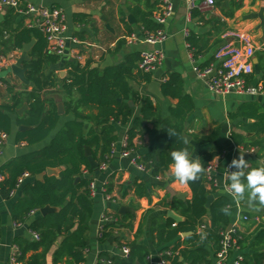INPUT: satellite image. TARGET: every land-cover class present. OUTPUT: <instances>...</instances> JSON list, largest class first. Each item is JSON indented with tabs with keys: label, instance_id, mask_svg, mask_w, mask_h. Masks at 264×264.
<instances>
[{
	"label": "trees",
	"instance_id": "16d2710c",
	"mask_svg": "<svg viewBox=\"0 0 264 264\" xmlns=\"http://www.w3.org/2000/svg\"><path fill=\"white\" fill-rule=\"evenodd\" d=\"M151 1L146 0L147 3ZM162 3L163 0L158 1L153 10L141 12L140 22L144 30L155 32L160 28L154 16ZM14 12L11 10L12 14L2 24L6 33L11 34L9 41L14 48L23 50L26 44L36 40L30 51L31 60L22 62L28 69L26 73L28 80L35 84L33 90L26 94L30 108L23 117H18L17 121L19 126L26 125L32 128L19 131L16 141L35 145L47 139L56 130L61 117L58 103L53 98H45L44 94L56 88L60 81L67 94L66 110L74 116L73 120L58 131L49 145L0 167V174L4 176L0 181V194L6 200L11 198V193L16 189L18 179L24 172L36 177L47 168H64L59 175H48L44 181L35 180L22 187L23 195L12 208V218L19 224L29 222L31 231L38 233L40 239L16 238L14 244L17 247V261L20 264H85L91 248L90 226L95 212L90 189L95 171L92 170L86 156V147H91L93 157L101 164L113 153V145L118 139L117 124L128 127L130 147H135L136 138L141 139L145 135L158 136L156 147L160 149L159 157L149 154L146 161L142 160L151 173L158 176L172 164L170 155L172 151L186 147L190 155L194 152L190 142L184 144L177 137L168 135V129H175L185 136V124L194 109V103L191 97L182 95L183 81L178 73L172 74L162 85L166 97L180 99L177 106L170 108L169 117H162L150 96L134 91L131 81L140 84L152 82V74L145 73L139 68L141 52L130 55L122 63L104 69L93 67V61L86 64L69 61L68 75L60 79L59 75L50 69L60 61V56L48 51L47 40L38 29H30L20 23L12 30L18 16ZM189 42L193 54L196 55L193 40L190 39ZM202 67L200 68L204 69L208 66ZM248 82L251 83L249 80ZM24 98L22 93H14L12 104L0 106V131L11 134L12 115L17 113ZM130 102L140 105V115L136 116L134 106H131ZM239 114L244 115L245 109H241ZM88 123L91 124L90 128L87 126ZM149 124H152L153 128H150ZM242 126L252 127L251 124L245 123H242ZM217 136L218 131L211 136L198 139V142L204 144ZM232 138L238 147L250 149L258 146V143H246V137L243 135L233 133ZM222 149H215L200 156L205 170L210 161L221 156ZM235 158H239V155ZM84 169L90 174L85 175ZM249 170L251 169L245 171ZM77 178H80V181L76 182ZM244 182L246 183V180ZM188 184L192 190L190 201L173 198L171 202L165 203L166 207L179 212L185 218L184 221L176 222L172 217H154L150 231L152 235L157 234L152 239L153 244L162 246L173 242V247H167L163 251L173 250L179 253L173 259L174 264H215L223 234L232 224L234 210L230 207L231 198L227 194H222L214 198L208 208V196L214 195L215 189L207 188L205 172L198 181ZM111 190L110 185L108 193ZM136 191L140 197L148 193L145 184L137 185ZM245 197H248L247 192ZM225 205L229 206L230 215L219 211ZM46 206L56 207L58 210L42 215L41 210ZM33 211H36L38 216L32 217ZM246 214L253 216L249 212ZM116 216L119 217L118 222L109 220L106 222L103 236L99 237L101 243L110 239L115 230L125 223L121 215ZM206 216L210 219L209 223L204 220ZM202 226L204 228L200 230ZM234 230L235 236L239 239V255L242 257L239 264H264V224L251 234H245L237 228ZM181 233L189 235L182 239ZM142 234L143 225L134 241L122 245L129 246V258H124L121 253L113 256L108 252H102L97 264H108L102 263V259L111 260L112 264H151L150 249L140 240ZM1 236L0 214V239ZM29 252L32 253L30 256ZM234 256V252L231 253L230 262L236 259Z\"/></svg>",
	"mask_w": 264,
	"mask_h": 264
},
{
	"label": "crops",
	"instance_id": "0c3cea01",
	"mask_svg": "<svg viewBox=\"0 0 264 264\" xmlns=\"http://www.w3.org/2000/svg\"><path fill=\"white\" fill-rule=\"evenodd\" d=\"M21 1L35 5L59 7L64 10L67 17L66 34L70 39L79 41L80 44L69 41L66 53L60 56V61L50 68L59 75L60 79L68 75L67 63L76 61L70 54L71 48L74 47L83 51L82 64L93 61L92 66L95 68H100L99 65L105 63L108 55L112 58V65L110 66H113L124 62L132 54H140L143 50L162 49L165 59L162 66L152 74V82L160 83V89L164 95L163 83H166L174 73L181 76L183 81L182 95L191 97L194 103V109L185 124V137L189 136L188 142L194 147V152L190 158L200 159L204 153L223 148L221 156H218L221 157V166L217 172L220 180H222L227 164L240 153L244 154L249 169L264 166V92L257 94L231 93L224 98L217 97L208 88L205 80L200 78L194 70L196 65L203 68L202 66L217 63L215 55L218 50L226 43L233 41L227 35L234 30L244 31L249 33L256 43V53L253 58L254 73L248 77V80L254 86L264 88V0H216L214 7L204 4L202 0H197L196 8L191 13L188 10V0H169L174 6V15L169 18L165 25L169 36L162 44L156 45L142 42L144 32L140 17L142 16L141 12L153 10L157 2L161 0H152L151 3H147L146 0ZM11 10L5 9L0 13V54L6 55L17 51L19 53L18 64L24 67L22 62L31 57L30 51L32 49L30 51L15 49L9 41L11 34L6 33L2 25L12 14ZM130 15L133 16L132 22L129 21ZM20 23L25 27V18L18 15L12 30L17 28ZM130 33L136 34L140 40L129 43L126 37L131 36ZM190 39L193 40L194 49L197 52L196 55L194 54L195 62L190 53L192 52ZM34 41L35 45L36 40L34 39ZM97 65L98 67H96ZM151 83L140 84L137 81H131V86L134 91L150 96L163 118L169 117L170 108L177 106L180 99L165 95L164 99L158 98L150 92ZM34 86L23 83L10 70L9 74L0 75V106L12 104L13 94L20 92L25 97L21 107L24 104L28 105L24 116L30 108L26 94L31 92ZM44 97L53 98L58 104H64L65 114L61 115L56 130L47 139L35 145H28L26 142L18 143L16 141L17 134L21 129L17 121L18 117L23 116L18 113L13 114V129L4 146L0 167L20 156L49 145L58 131L74 119V116L66 110L67 94L61 81L56 88L46 91ZM133 106L136 116L140 115V105L134 104ZM241 109H245L244 115L239 114ZM242 123L251 124L252 127H244ZM87 126L90 128L91 124L88 123ZM149 127L153 128V125L149 124ZM126 130V126L117 124L118 139L113 146L115 151L109 160L108 167L104 171L97 170L93 174L96 182V191L93 195L95 212L90 226L91 248L85 264H97L102 252H108L113 256L121 253L120 247L125 243L134 241L142 225L143 234L140 240L149 247L150 263L155 264L163 249L173 247L174 243L171 242L162 246L153 244L152 239L157 233L152 235L150 231L152 219L156 216L171 217L168 212L172 210L182 218L181 221L176 222H182L185 218L179 212L166 207L165 203L171 202L173 198L182 201L192 199V190L189 184H181L177 181L172 175L170 167L157 178L150 172L139 170L131 164L129 158L122 156V144ZM216 131H218V136L212 141L204 144L198 142V139L211 136ZM233 133L245 136L248 144L258 143V146L251 147L255 151L249 153L236 150V143L232 138ZM157 137L145 135L141 139L136 138L134 140L136 152L141 156V160L146 161V156L149 154L159 157L160 149L156 147ZM35 180L36 177L31 176L24 182L23 186ZM139 184H145L147 187L148 193L145 196L137 195L136 189ZM110 185L112 190L109 193L113 199L107 200L105 190L108 192ZM22 187L9 200L4 199L0 194V214L2 215L0 264H10L12 254L17 251L14 244L16 238L29 240L34 238L29 222L16 226L12 218V208L23 195ZM207 188L211 190L209 185ZM222 194H226L223 189H215L214 198ZM240 202L241 213L249 212L253 214L252 217L264 215L258 209V201L249 203L245 197ZM122 207H129L132 211L123 214L120 212ZM104 214L121 215L122 221L125 223L115 230V234L110 239L101 243L98 227ZM239 214L234 210L232 223H235L238 217L240 218ZM34 216H38V213L32 215V217ZM204 220L206 223L210 222L207 216ZM256 228L257 226L253 222H240L238 225V229L245 234L253 233ZM184 234L186 233H181L180 238L183 239L188 235ZM155 242H157L156 238ZM31 254L29 252L28 256ZM234 254L238 256L239 252H234ZM49 256L51 261L52 253Z\"/></svg>",
	"mask_w": 264,
	"mask_h": 264
},
{
	"label": "built area",
	"instance_id": "2783aa9c",
	"mask_svg": "<svg viewBox=\"0 0 264 264\" xmlns=\"http://www.w3.org/2000/svg\"><path fill=\"white\" fill-rule=\"evenodd\" d=\"M197 0H188V10L191 13L196 8ZM204 4L209 6H215L216 0H202ZM5 9H12L19 16L25 18V27L30 29H38L42 32L48 43V51L56 54L58 56H63L68 48L69 41H73L75 44H80L79 41L70 39L67 32V17L64 13V10L59 7H48L44 5H35L33 3L27 2L23 3L21 0H0V13ZM174 15V6L169 0H164L161 8L156 12L154 19L157 24L160 25V28L155 32H150L144 30V38L141 39L142 42L156 45L162 44L168 39V34L165 29L170 17ZM188 33V32H186ZM233 41L226 43L222 46L215 55L217 63H213L208 67L201 69L199 66H195L194 70L198 76L205 80L208 88L214 93L217 97H226L231 93L236 94H257L264 92L263 87L254 86L248 82V77L254 73V63L253 58L256 53V43L253 37L244 31L234 30L227 35ZM126 40L129 43L139 41L140 38L136 34L126 37ZM191 57L195 62L194 54L192 52ZM70 54L77 61L82 63L83 60V51L74 47L71 48ZM165 59V54L162 49L154 50H143L141 52V61L139 68L145 73L153 74L160 66H162ZM19 53L14 51L10 54H0V73L2 71H11L12 66L18 64ZM128 130V127H127ZM126 134L123 138V151L122 156L129 158L131 164L141 171L150 172L147 164L142 162L141 156L136 152L135 147H130L129 138ZM10 134L5 131H0V159L3 155L4 146L8 141ZM114 146V145H113ZM236 150L246 151L253 153L254 149H245L243 147H238L235 145ZM115 149L113 147V153ZM112 153V155H113ZM111 155V156H112ZM110 157L107 161L99 164L98 170L104 171L107 169ZM234 157L232 158V160ZM231 160V161H232ZM229 164L224 169L222 180L218 177V170L221 166V157H216L207 165L205 170V178L207 186L209 185L211 189H223L225 193L231 198L230 207L235 211L239 212L240 218L238 217L235 223H232V228L223 234V240L221 242V249L217 254V260L215 264H239L242 260L240 255L236 256V259L230 262V256L233 252H239V239L235 236V230L238 229L240 222H253L257 227L264 224V215H256L250 217L246 213H241V202L237 203L232 195L227 190V185L229 181H226L225 177L230 171L234 169L230 168ZM83 173L89 175L90 172L87 169H84ZM32 175L29 172H24L18 179L16 189L11 193V197L16 193V191L21 188L24 182L30 178ZM158 178V176H156ZM4 179V176L0 174V181ZM92 196L96 191V182L93 180L90 185ZM106 192L107 200H112L113 196ZM36 211L31 212V215H34ZM242 214V215H241ZM118 222V216H111L109 214H104L102 216L101 222L98 227V236L102 237L105 231V225L107 221ZM16 226L21 225L15 223ZM204 226L200 230H203ZM32 235L35 239L39 240L40 237L38 233L32 231ZM121 254L124 258H129L130 248L127 245L120 247ZM178 252L173 250L162 251L159 255V260L155 264H174L173 259ZM17 251L12 254L10 258V264H20L17 261ZM100 260V259H98ZM102 263L112 264L111 260L102 259Z\"/></svg>",
	"mask_w": 264,
	"mask_h": 264
},
{
	"label": "clouds",
	"instance_id": "9594fccd",
	"mask_svg": "<svg viewBox=\"0 0 264 264\" xmlns=\"http://www.w3.org/2000/svg\"><path fill=\"white\" fill-rule=\"evenodd\" d=\"M168 135L177 137L184 144L188 143L187 137L181 135L175 129H168ZM170 155L172 158L171 173L181 184L196 182L205 172L201 160L190 159V152L186 147L172 151ZM229 167L235 169L225 177L226 181H230L227 190L233 199L239 203L245 199V193L247 192L249 203L258 201L260 206H264V166L252 168L246 172L245 170L249 168V164L244 154L240 153L239 158H234ZM219 211L225 215H230L229 206L227 205L221 207Z\"/></svg>",
	"mask_w": 264,
	"mask_h": 264
},
{
	"label": "water",
	"instance_id": "95a60500",
	"mask_svg": "<svg viewBox=\"0 0 264 264\" xmlns=\"http://www.w3.org/2000/svg\"><path fill=\"white\" fill-rule=\"evenodd\" d=\"M0 17H1V14H0ZM133 16L130 15L129 16V21L132 22V19ZM34 43L35 41L33 40L31 43H28L24 46V50L26 51H30L33 46H34ZM28 60H31V57H28L27 58ZM112 65V58L110 55L107 56V59L105 61L104 64H101L99 65L100 68H106L108 66ZM98 67V65L96 66ZM28 69L25 68V67H22L21 65L19 64H15L12 66V69H11V72L17 77L19 78L23 83L27 84V85H31V86H34V82L28 80L27 76H26V73H27ZM4 91V90H3ZM150 92L152 94H154L155 96H157L158 98L160 99H164V95L160 89V83L159 82H152L150 84ZM122 100V99H120ZM130 105L133 106V102H130ZM28 108V105L27 104H24L20 109L17 110V113L20 115V116H23L24 112L26 111V109ZM58 110H59V114L60 115H64L65 114V107H64V104L63 103H59L58 104ZM30 127L29 126H26V125H22L20 126V129L21 131H25L27 129H29ZM187 139H189V136H187ZM86 156L88 157V160L90 162V166L92 168V170L94 171H97L98 168H99V163L96 161V159L93 157V153H92V149L90 146H87L86 147ZM192 160H195L194 158H190ZM64 168H47V170L45 172H42L38 175H36V180H39V181H44L45 180V177L46 176H50V175H59V173L63 170ZM80 181V178H77L76 182ZM214 200V195L210 194L208 196V202H207V207L209 208L212 201ZM58 208L56 207H51V206H46L44 207L42 210H41V214L42 215H46L48 213H51V212H54V211H57ZM128 211H132V209H130L129 207H122L120 209V212L123 213V214H126ZM169 216H171L172 218H174L176 221H181L182 218L181 216L177 215L176 213H174L172 210H170L169 212ZM232 228V224L229 226L228 230H230ZM189 235V233H186L184 235Z\"/></svg>",
	"mask_w": 264,
	"mask_h": 264
},
{
	"label": "rangeland",
	"instance_id": "374dc122",
	"mask_svg": "<svg viewBox=\"0 0 264 264\" xmlns=\"http://www.w3.org/2000/svg\"><path fill=\"white\" fill-rule=\"evenodd\" d=\"M5 74H9V71H2L1 73H0V75H5ZM258 209L259 210H261L262 211V213L264 214V206H260V205H258Z\"/></svg>",
	"mask_w": 264,
	"mask_h": 264
}]
</instances>
